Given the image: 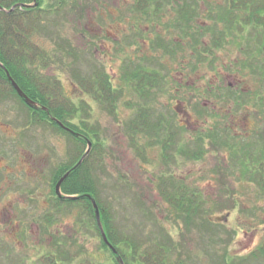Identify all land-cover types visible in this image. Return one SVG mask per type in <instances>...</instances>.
Masks as SVG:
<instances>
[{
    "label": "rangeland",
    "instance_id": "obj_1",
    "mask_svg": "<svg viewBox=\"0 0 264 264\" xmlns=\"http://www.w3.org/2000/svg\"><path fill=\"white\" fill-rule=\"evenodd\" d=\"M59 1L65 4L58 24L35 37L50 58L48 66L38 68L45 77L61 80V99L78 110L74 123L83 122L100 135L104 149L93 167L96 196L113 219L115 235L130 240L127 246L118 245L128 264H137L134 242L139 244L136 257H141L163 241L171 247L167 261L176 264H237L246 259V264H264L262 255L251 260L264 245L261 31L226 25L227 14L231 21L226 0H199L205 3L195 11L204 30L196 37L211 52L209 62L192 70L190 51L170 58L151 50L157 34L165 38L171 13L158 24L133 9L137 0L41 4L56 15ZM216 39L223 42L215 48ZM96 71L104 72L118 90L115 107L79 85L76 77L88 79ZM145 74L158 80L142 84ZM142 113L151 115L149 125L161 121L162 128L132 130L131 121ZM189 125L206 131L204 141L193 143L197 137ZM219 133L230 134L234 147L215 158L207 140ZM167 141L171 146L164 150ZM198 148L202 158L190 159L189 153L196 152L199 158ZM74 149L57 129L33 123L16 98L0 102V264H44L53 256L60 264L118 260L104 246L82 203L64 205L56 199V172L72 163ZM257 156L261 165L247 161ZM164 189L172 199L185 192L182 205L194 212L191 222L186 224L184 208L163 197Z\"/></svg>",
    "mask_w": 264,
    "mask_h": 264
},
{
    "label": "trees",
    "instance_id": "obj_2",
    "mask_svg": "<svg viewBox=\"0 0 264 264\" xmlns=\"http://www.w3.org/2000/svg\"><path fill=\"white\" fill-rule=\"evenodd\" d=\"M230 3L228 12L231 14V21L227 14V23L229 27L238 25L244 29L246 26H252L261 31V38L264 41V1L261 3H255L254 0H227ZM38 5L35 6V0H0V63L4 66L3 69L0 66V102L6 101L10 98H16L22 105L25 106L24 101L18 96L17 92L11 85L5 70L9 73L11 78L17 83L21 90L39 106L38 109H26L29 111V115L32 118V122L39 125L49 124L53 128L68 137L69 141L74 143V153L70 157L73 159L72 163L68 167L60 168L55 175V185L57 182L67 173L69 175L62 184V192L67 196H76V200H63L57 199L61 204H78L82 203L89 214L95 219L97 225L94 208L88 198L91 196L96 200L100 209L101 222L104 230L107 233L108 240L114 246L118 252V256L121 258L124 264H128L126 255L119 249L118 245L125 243L127 246L130 240L124 239L120 236H116L113 228V219L109 216L108 212L101 206L96 196V179L93 173L94 165L98 163L99 156L103 153V143L100 141L99 133L97 131H90L86 129L84 123L82 125L75 124L72 119H75L78 110L66 104L63 98V90L61 80L53 79L48 75L45 77L42 71L38 67H46L49 64L48 52L42 48L35 40L36 36L45 34L51 31V28L56 26L61 15L64 1H59L56 8V15L51 13V9L44 8L41 4V0H37ZM16 7L12 12L11 9ZM59 8V9H58ZM241 14V15H240ZM51 15L56 16L55 19L49 20ZM241 29V30H242ZM208 31V29H207ZM225 31H223L224 33ZM200 34V32H199ZM223 38V37H222ZM223 39H216L213 41L214 47H220ZM198 61L200 63L209 62L207 55L211 52L210 45H199L198 42ZM264 49V42H263ZM264 52V50H263ZM78 80L79 85L83 89H88V92L94 94L95 99L99 102H109L111 107H115V103L118 99V90L113 88L112 80L101 71H96L88 79ZM158 80L157 75L145 74L143 81L152 85L153 82ZM99 87V89L97 88ZM90 88V89H89ZM144 90L146 87L142 86ZM61 99V100H59ZM64 101L65 103H59ZM150 114L142 113L140 117L133 119L130 123V128L134 131L138 130L143 132L144 129L157 130L161 129V121L152 123L149 125ZM52 118H55L57 122H53ZM148 117V118H147ZM148 119V120H147ZM60 122L64 128L58 125ZM89 142L92 143V148L88 155L85 156L81 164L79 161L84 157ZM171 146V142L167 141L163 143V149L167 150ZM200 156L197 154L189 153V158L199 160L204 155L202 149L199 151ZM167 154V153H166ZM196 155V157H195ZM201 157V158H200ZM167 162V161H166ZM167 179V178H164ZM166 180L165 186L168 185ZM171 184V183H170ZM54 185V186H55ZM172 185V184H171ZM171 192V191H170ZM170 192L163 190V197L167 199L171 205L177 209H181L185 214L187 213L188 224L190 217H193L194 213L188 209L186 211L185 205H182L185 192L181 193L178 199H172ZM192 214V215H191ZM166 236H170L167 235ZM173 243V240H171ZM106 248L107 245L104 243ZM139 244L135 243L132 246L133 249V263L137 264H176L167 261L169 250H171L168 242L156 243L151 248L144 251L141 257H136L138 253ZM264 257V245L251 256V260ZM115 257L116 255L113 254ZM49 258V259H48ZM248 261V259H246ZM241 261L237 264H246L247 261ZM250 260V258H249ZM44 264H60L53 257H47ZM80 264H106V263H80ZM110 264H120L118 260L113 261ZM177 264H184L178 262Z\"/></svg>",
    "mask_w": 264,
    "mask_h": 264
},
{
    "label": "flooded vegetation",
    "instance_id": "obj_3",
    "mask_svg": "<svg viewBox=\"0 0 264 264\" xmlns=\"http://www.w3.org/2000/svg\"><path fill=\"white\" fill-rule=\"evenodd\" d=\"M186 2H176V1H168V0H137L133 2V9L138 11V13L142 14L144 17L152 18L153 23L162 24V22L166 19V16L171 13L170 19L164 26L165 30V38L161 37L160 34L156 35V39H154L151 43V50L153 52H161V55L168 56L170 58H175L178 53H186L190 51V61L188 62L189 68L194 70L198 67V36L199 32H202L204 29L198 27V15L196 14L195 9L200 8L199 0H185ZM226 5L230 6L229 1L226 0ZM167 10H177V12L173 13L172 11L167 12ZM175 16V17H174ZM174 17V18H173ZM169 18V17H168ZM136 25H138L135 22ZM164 24V23H163ZM207 31V30H206ZM172 32H175V37L172 39ZM166 34H168V38H166ZM205 45H208L205 43ZM207 55L206 57H208ZM210 59V58H209ZM195 63L192 65V62ZM182 68H185L186 65L183 63L181 65ZM193 129L194 135L197 137L193 140L195 145H198L203 139H205L206 131L204 129H200L197 126L189 125ZM215 134V133H214ZM220 134V135H219ZM217 136L208 137L207 143L208 147L210 145L211 154L215 158H217V154L221 151L229 150L234 147L230 141V134L228 133H219ZM242 143H244L242 141ZM196 147V146H195ZM207 147V148H208ZM202 148H198L201 150ZM213 151H216L215 153ZM217 153V154H216ZM197 154V152H196ZM245 158V157H244ZM243 158V159H244ZM246 159V158H245ZM247 161L249 163L253 161H259L258 164H262V159L260 156L256 157V160L252 157H247ZM246 161V162H247ZM254 164V163H253ZM12 212V211H11Z\"/></svg>",
    "mask_w": 264,
    "mask_h": 264
},
{
    "label": "water",
    "instance_id": "obj_4",
    "mask_svg": "<svg viewBox=\"0 0 264 264\" xmlns=\"http://www.w3.org/2000/svg\"><path fill=\"white\" fill-rule=\"evenodd\" d=\"M38 5V2L37 0H35V6ZM16 7H14L13 9H11L10 12H12ZM0 66L4 68V66H2V64L0 63ZM6 72V75L8 77V80L10 81L11 85L13 86V88L15 89V91L17 92V94L25 101V103L32 107V108H37V104L32 101L22 90L21 88L17 85V83L11 78V76L9 75V73L5 70ZM55 120V119H53ZM59 125L61 127H63V125L61 123H59ZM64 128V127H63ZM91 148V143L89 144V149ZM89 152H87L86 155H88ZM85 155V156H86ZM85 156L82 158V160L80 161L79 164L82 163L83 159L85 158ZM69 173L66 174L59 182L58 184L56 185V194L58 195V197H62L61 195V185L63 184V182L67 179ZM89 200L91 201L92 205H93V208H94V211H95V217H96V221H97V224H98V227H99V230L101 232V235L103 237V241L104 243L109 247V249L112 251V253L116 256H118V252L116 251V249L114 248V246L109 242L107 236H106V233L103 229V226H102V223H101V216H100V209L96 203V201L91 197V196H88ZM66 199H69V200H76L78 199V197H74V196H70V197H66ZM118 262L120 264H124L123 261L119 258L118 256Z\"/></svg>",
    "mask_w": 264,
    "mask_h": 264
}]
</instances>
